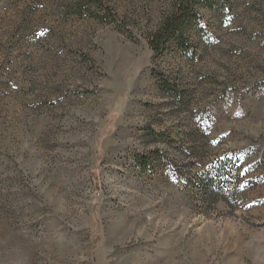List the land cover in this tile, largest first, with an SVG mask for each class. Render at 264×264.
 Instances as JSON below:
<instances>
[{
	"label": "rangeland",
	"instance_id": "rangeland-1",
	"mask_svg": "<svg viewBox=\"0 0 264 264\" xmlns=\"http://www.w3.org/2000/svg\"><path fill=\"white\" fill-rule=\"evenodd\" d=\"M75 1L0 0V264H264V0L202 11L193 62L153 59L159 0H98L136 41ZM222 155L234 210L191 186Z\"/></svg>",
	"mask_w": 264,
	"mask_h": 264
},
{
	"label": "trees",
	"instance_id": "trees-1",
	"mask_svg": "<svg viewBox=\"0 0 264 264\" xmlns=\"http://www.w3.org/2000/svg\"><path fill=\"white\" fill-rule=\"evenodd\" d=\"M162 10L154 24L149 25L143 37L153 59H161L175 53L182 59L193 62L200 59L199 45L207 34L203 24V13L229 11L231 0H159ZM74 13L95 19L101 25H111L127 39L136 41L133 29L136 24H127L117 20L116 14L98 0H76ZM92 6L103 9L104 14H95ZM157 89L164 96L173 100L177 105L185 103L186 92L177 82L159 72H153ZM160 137H163L160 135ZM154 155V154H153ZM137 163L141 167L149 165L148 158L138 157ZM238 160L232 156L222 155L214 157L205 170L196 172L190 178L201 205L213 209L219 202L230 209L236 207V200L240 191V170Z\"/></svg>",
	"mask_w": 264,
	"mask_h": 264
}]
</instances>
